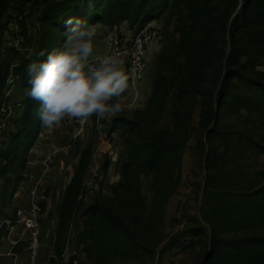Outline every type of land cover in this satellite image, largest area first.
Segmentation results:
<instances>
[{
  "label": "trees",
  "instance_id": "obj_1",
  "mask_svg": "<svg viewBox=\"0 0 264 264\" xmlns=\"http://www.w3.org/2000/svg\"><path fill=\"white\" fill-rule=\"evenodd\" d=\"M9 1L0 0V7ZM9 7L16 15L4 24L0 21V98L10 74L30 89L27 65L43 61L49 52L57 50L55 42L63 45L67 31L63 26L67 25V20H85L106 29L128 24L129 29L137 31L161 20L167 9L176 10L173 32L168 31L169 23L165 32L154 25L160 36L163 34L169 41L167 44L161 39L162 55L154 80L155 94L161 91L155 108L149 104L152 95L144 109L135 110L130 116L121 114L108 123L109 134H124L128 157L124 163L125 194L131 196L139 192L136 180L133 183L129 180L130 173L139 166L153 176L157 196L170 192L171 184H177L178 158L190 137L193 114L200 107L202 138L198 147L206 171L204 202L201 218L197 219L199 226L194 229L197 239L181 246L185 250L199 247L200 264H264V170H256L248 164L249 153L264 155V69H261L264 65V0H12ZM38 12L42 27L37 49L31 59L24 58L15 64L14 52L7 55L3 52L4 30L11 35L10 23L17 21L19 34L25 38L26 19L29 14ZM55 33L59 36L54 40ZM41 52L45 55L41 56ZM171 98L174 99L172 123L162 127L160 124ZM23 102V113L16 121L10 140L0 138L4 143L0 147V181L6 185L4 202H9L12 196L15 198L12 199L13 218L3 211V201H0V219L12 220V224L18 219L20 207L28 209L31 192L29 189L25 194L28 186L20 181L26 176L29 164L26 153L42 128L37 115L39 102L28 96ZM2 106L0 100V110ZM224 111L242 114L243 128L233 123L222 126ZM92 120L95 128L97 118L93 116ZM94 148L92 141L75 153L79 162L70 182L63 186L60 204L47 212V201L41 202V225L44 222L52 225L51 220L55 218L58 236L57 257L53 253L55 256L48 264H61L58 256L65 249L71 226L78 227L79 218H87L78 239V244L85 248L83 253L90 255L94 248L102 247L99 245L104 242L101 224L120 231L125 241L115 242L134 254L138 255L145 247L146 239L140 228L132 227L120 214L115 217L99 201L86 206L80 198L79 177L88 172ZM109 160L104 169H108ZM116 194L118 200L119 194L121 199L125 197L119 191ZM25 195L27 198H23ZM139 206L141 204L136 207ZM9 226L7 223L0 226V239L10 235ZM29 246L27 231V237L13 250L16 253Z\"/></svg>",
  "mask_w": 264,
  "mask_h": 264
},
{
  "label": "rangeland",
  "instance_id": "obj_2",
  "mask_svg": "<svg viewBox=\"0 0 264 264\" xmlns=\"http://www.w3.org/2000/svg\"><path fill=\"white\" fill-rule=\"evenodd\" d=\"M11 2L12 0L0 7L1 24H4L7 19L11 21V18H14L16 15L15 11H12L9 7ZM43 9L44 7L42 6L41 13ZM40 12L32 15L29 14L27 17L26 36L24 35L25 38L18 44V47L14 46L13 41L20 35L19 23L17 21L10 23L9 21L11 35H9L8 30H4L3 52L7 55L13 51L15 64L21 63V59L24 58L31 59L33 53H35L37 49L42 27ZM175 12L176 10L174 9L170 11L167 9L166 14H164L155 26L158 25L159 29L165 32L169 23L168 31L173 32L175 28ZM9 14L10 18L8 17ZM155 26L154 28H156ZM58 29L60 30L61 28L58 27ZM96 29L98 30L101 28ZM63 30H67V25L63 26ZM135 30L136 29H133V31ZM114 31L119 33V27L117 29H109V32L106 30L97 31L95 41L101 40L102 37L108 38V34ZM56 33L54 35V40L59 36ZM106 38L105 40H101L96 53L106 55L109 46L111 52V45H109ZM161 39H164V41L169 44L168 39L166 36H163V34ZM161 39L158 38L157 42L150 44L147 48V74L146 80L142 81L148 83L149 79H151L152 87L149 98L153 95L154 99L152 97L149 104L152 109L155 108L161 91L159 90L158 93L155 94L154 85V80L157 76L156 67L162 55L161 50L163 48V43L161 42L163 41ZM154 44H160L161 47H157ZM54 45L56 49L63 46L59 44V41L55 42ZM10 48L14 50H8ZM10 69L12 70L13 68L10 67ZM261 69H264V65ZM125 74L128 76L129 89L131 92L138 89L139 83L142 82L132 80V71L130 69H128ZM27 91L28 89L25 88L23 81H20L14 74L9 75L2 89L0 98L3 104L0 110V138L2 140H10V134L16 130V121L23 113V101L27 96ZM173 104L174 99L171 98L160 126L167 127L172 123L171 109ZM123 113L127 115V109L123 111ZM241 115L242 114L224 111L220 124L224 126L225 123H233L243 128ZM76 121L75 119L72 123L71 129H65V133L61 130L55 131L56 126L51 128L42 126L37 139L33 142L31 149L25 156L28 158L29 164L27 165L26 176L23 175L24 178L20 181L28 186L25 187L24 193L27 194L31 188H37V182H40V187L42 189L39 193L47 199V212L54 209L55 206L60 204L63 186L70 182L78 165L79 157H76L75 153L80 152L83 147L88 146V144L93 141L95 143L94 151L96 155L94 154L92 157L88 172H86L84 176L79 177L81 179V186L79 188L81 193L80 198L84 199L86 206L99 201L106 208L110 209L115 217H118L119 214L124 216L127 223L134 228H140V231L144 232L146 240L144 241L145 247L140 249L138 255H136L128 248L119 246L115 242L125 241V237L120 231H114L110 229L109 226L101 224L100 232H102V236L104 237L102 240L104 242H100L99 245L101 244L102 247L99 249H97L98 247L94 248L90 255L87 253L89 258L88 264H200L201 257L199 247L193 250H185L181 246L197 239L194 229L196 226H199L197 219L201 218V208L204 202L203 186L205 183L206 171L204 168L202 151L198 147V141L202 138V130L199 126L200 107H197L193 114L189 130L191 132L190 137L186 142L183 154L178 158L179 166H177L176 170L177 184H171L172 188L170 192L167 191L163 196H157L155 194L152 185L153 176L150 174L149 170H146L142 166L134 169L129 176L131 183L136 180V186L139 188V192H137V195L135 193L131 196L126 195L125 185L127 179L125 178L124 163L127 161L128 157L123 143L124 134L121 136V139H118L116 135H111L110 138L106 137L110 141L101 139L94 131L92 134H88L87 129L84 133L78 135V132L77 134L74 132L76 128L80 127L79 122L76 123ZM98 124L99 126L96 131L98 134L103 131V129L105 133H108L109 125L104 126L103 121H100ZM89 125L94 127L91 121L87 120L86 127ZM32 137H34V134ZM1 139L0 147L4 146ZM99 147H101L102 150L99 151ZM248 157L249 165L256 170H258V168L264 170V155H251V153H249ZM107 159H110L108 169H104L103 166ZM5 190L6 185L0 181V201H3L1 206L3 211L11 214L13 218L14 210L12 199L14 196H12L9 202H4L5 195L3 191ZM116 191L124 194L125 197L121 199V195L119 194L118 200ZM20 192L22 193L23 189H21ZM23 198H27V196L25 195ZM138 204H141V206L136 207ZM85 219L87 218H79L80 223L78 227L71 226L65 249L63 253L58 256L60 262L67 253V250H69L70 253L79 252L80 255L84 254L83 251L85 248L78 244V239L81 231L86 227ZM7 222H9V220L0 219V226ZM44 223H42L41 226L42 234L40 237L38 261L36 264H48L50 257L48 248L51 249L53 247L52 255L53 253L55 254L56 251L57 231L55 232L56 229L52 225L47 224V222L45 226H43ZM8 225H10V235L0 239V252L3 254V256H0V264H30V261L27 262V260H29V247L21 249L19 252H16L14 256L8 254L4 255V253L10 252L12 247L11 242L23 235V230H21L20 225L16 223H10ZM133 231L137 232L135 229Z\"/></svg>",
  "mask_w": 264,
  "mask_h": 264
},
{
  "label": "clouds",
  "instance_id": "obj_3",
  "mask_svg": "<svg viewBox=\"0 0 264 264\" xmlns=\"http://www.w3.org/2000/svg\"><path fill=\"white\" fill-rule=\"evenodd\" d=\"M66 24L63 46L26 67L30 85L26 95L39 102L37 115L46 128L59 126L65 118L87 120L95 116L97 123L110 119L122 111L119 98L129 88L121 58L97 55L96 27L75 18ZM48 251L50 258L55 256L50 248Z\"/></svg>",
  "mask_w": 264,
  "mask_h": 264
},
{
  "label": "built area",
  "instance_id": "obj_4",
  "mask_svg": "<svg viewBox=\"0 0 264 264\" xmlns=\"http://www.w3.org/2000/svg\"><path fill=\"white\" fill-rule=\"evenodd\" d=\"M158 38L161 39L160 31L157 28H154V25L137 30L129 37H126V35L122 34L121 32H110L107 38L109 44L111 45V52L109 55L115 54L121 59H128L129 69L132 71V80L141 82L145 81L147 74V48L150 44L157 41ZM23 39L24 38L22 36L18 35L17 39L13 41L14 46L18 47V44L21 43ZM87 120H81L79 122L80 130L78 135L85 132V128L83 126H86ZM37 188H31L30 192L32 199L28 204V209L26 210L25 208L20 207L17 210L18 219L15 222L17 225L24 226V229L29 233L30 264H36L38 261V248L42 234L41 219L43 217V208L41 202L42 200L46 199V197L43 195H41V198L39 197V183ZM52 226L54 228L56 226L55 218L52 219ZM16 243H18V241L14 242V244ZM83 262H85L84 264H88L86 253L80 255L79 252L70 253L69 250H67L64 258H62L61 264H83Z\"/></svg>",
  "mask_w": 264,
  "mask_h": 264
},
{
  "label": "crops",
  "instance_id": "obj_5",
  "mask_svg": "<svg viewBox=\"0 0 264 264\" xmlns=\"http://www.w3.org/2000/svg\"><path fill=\"white\" fill-rule=\"evenodd\" d=\"M155 24H157V21H154L151 25H155ZM95 26V25H94ZM96 28H101V29H98L97 31H99V30H106L107 32H109V29L107 28H102V27H100V25H96L95 26ZM119 31L122 33V34H127L126 36H131L135 31H133V30H131V29H129V26H128V24H123V25H121V27L119 28ZM107 35V34H106ZM105 38L106 37H102V39H104L105 40ZM101 39V40H102ZM107 39V38H106ZM101 40H97V41H95L94 43H95V46H96V52H97V47L99 46V43L101 42ZM108 41V40H107ZM155 42H157V41H155ZM109 43V42H108ZM154 43V42H153ZM152 43V44H153ZM162 43V42H161ZM110 45V44H109ZM154 45H156L157 47L159 46V47H161L160 46V44H154ZM153 46V45H152ZM160 50H161V48H160ZM109 53H110V46H109V50L106 52V55H109ZM97 55L98 56H100V57H102V56H104V55H100V54H98L97 53ZM122 60V62H123V71L126 73L127 72V70L129 69V61H128V59H126V58H124V59H121ZM151 79H149V81H148V83H144V82H142V83H139V88L138 89H135L133 92H131V90L128 88V90L119 98V102L121 103V105H122V111L121 112H119V113H117L116 115H114L113 117H111L110 119H103L102 121L104 122V126H107L108 125V123H111L112 122V119H114L116 116H119V115H121V114H125V113H123V111H126V109H127V115L128 114H130V115H132V113L135 111V110H140V109H144L145 107H146V105H147V102H148V99H149V96H150V90H151ZM126 115V114H125ZM130 115H128V116H130ZM93 116L91 117V118H89L88 120H90L91 122H93ZM74 118L73 119H69V118H65L62 122H61V124L59 125V126H56L55 127V131H58V129L59 130H61V131H63L64 133H65V129H71V127H72V123L74 122ZM81 120H79V119H77V121H76V123H78V122H80ZM97 122L99 121L98 119L96 120ZM93 124V123H92ZM98 126H99V124H97V126L94 128V127H92V126H83L84 128H85V131H86V129L88 130V134H92V132L94 131L95 132V134L98 136L99 135V137H101V139H103V140H106V141H110L109 139H107V138H110V136L112 135H116L117 136V138L118 139H121V135H119L120 133L119 132H115V133H113V134H109V133H105L104 131V129H103V131H101L99 134L96 132L97 131V129H98ZM73 130V129H72ZM71 130V131H72ZM79 127L78 128H76L75 129V131L74 132H76V134H77V132H79ZM109 130V129H108ZM104 134V135H103ZM72 135H73V133H72ZM107 137V138H106ZM98 150L100 151V150H102V148L101 147H99L98 148ZM120 152V151H119ZM95 155H96V153H95V151L93 152ZM39 183V185H40V182H37V184ZM39 197L41 198V194L39 193ZM28 198H30V200H29V203H30V201H31V195H30V197H28ZM45 201L47 200V199H44ZM28 203V204H29ZM51 224H52V220H51ZM21 230H23V235L22 236H20L19 238H17L16 240H13L12 242H11V250H10V252H8V253H4V255H6V254H8V255H10V256H14L16 253L14 252V247L21 241V240H23V239H25L26 237H27V235H26V230L24 229V228H22ZM20 230V231H21ZM15 241H18V243H16V244H14V242ZM0 256H3V254L0 252ZM27 262H28V260H27ZM12 264V263H11Z\"/></svg>",
  "mask_w": 264,
  "mask_h": 264
},
{
  "label": "water",
  "instance_id": "obj_6",
  "mask_svg": "<svg viewBox=\"0 0 264 264\" xmlns=\"http://www.w3.org/2000/svg\"><path fill=\"white\" fill-rule=\"evenodd\" d=\"M216 112H218V109L216 110ZM217 120H215V122H216ZM204 189H205V184H204V186H203V191H204ZM205 264V263H204Z\"/></svg>",
  "mask_w": 264,
  "mask_h": 264
}]
</instances>
